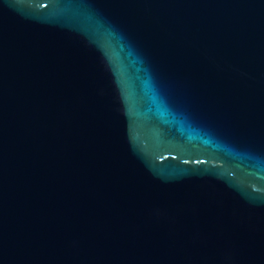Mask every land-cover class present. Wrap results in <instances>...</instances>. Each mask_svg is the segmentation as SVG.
I'll use <instances>...</instances> for the list:
<instances>
[{"label":"water","instance_id":"1","mask_svg":"<svg viewBox=\"0 0 264 264\" xmlns=\"http://www.w3.org/2000/svg\"><path fill=\"white\" fill-rule=\"evenodd\" d=\"M0 264H264V0H0Z\"/></svg>","mask_w":264,"mask_h":264}]
</instances>
